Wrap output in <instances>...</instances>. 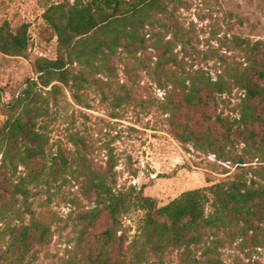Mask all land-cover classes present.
I'll return each instance as SVG.
<instances>
[{"label": "trees", "instance_id": "1", "mask_svg": "<svg viewBox=\"0 0 264 264\" xmlns=\"http://www.w3.org/2000/svg\"><path fill=\"white\" fill-rule=\"evenodd\" d=\"M169 1L62 0L51 3L42 13L56 39L55 57L33 61L37 77L28 78L12 96L8 102L11 114L0 125V264H40L34 250L48 242L51 227L32 207V199L42 191L48 198L59 193L69 178L79 183L86 197L95 193L96 205L81 216L77 233L81 234L102 210L109 218L104 241L93 258L86 257V264H163L167 254L180 249L179 264H225L221 248L237 243L257 251L264 244V165H245L254 159L263 162L264 156V41L240 39L241 60L230 62L219 57L221 71L214 80L199 73L184 77L172 73L170 41L163 43L164 51L156 56L160 73L156 65L150 70L158 88L162 87V74L171 85L175 81L182 92L177 104L168 99L164 106L176 140L206 157L213 155L217 170V161L235 166L231 178L183 191L158 205L143 193V186L117 187L114 172L107 175L93 170L81 134L68 131L66 143L51 141L49 125L55 119L51 107L57 104L59 84L83 103L81 90L93 83L96 75L110 79L115 57L120 53L135 55L142 50L145 35L152 34L156 26L164 27L161 16L167 13ZM27 28L23 23L12 29L4 21L0 25V52L27 57ZM158 43L159 38L151 47L159 48ZM138 66L147 68L143 62ZM108 91L116 107L134 99L124 85L115 89L110 85ZM203 91L210 92L216 105L223 104L225 98H235L232 110L238 117L215 118L223 127L220 136L209 129L195 130L189 117L181 120L184 107L196 111L203 104ZM236 126L242 127L239 133L244 136L234 143L231 132ZM40 160H46L41 169L37 167ZM225 172L228 169L222 167ZM132 210L142 211V215L135 234L129 237L122 217Z\"/></svg>", "mask_w": 264, "mask_h": 264}, {"label": "rangeland", "instance_id": "2", "mask_svg": "<svg viewBox=\"0 0 264 264\" xmlns=\"http://www.w3.org/2000/svg\"><path fill=\"white\" fill-rule=\"evenodd\" d=\"M60 1L0 0V25L7 21L14 29L26 23L30 37L27 57L0 52V125L11 114L8 102L12 96L24 87L28 78L37 77L33 61L38 57H55L56 39L50 35L42 13L51 3ZM161 18L164 27L156 26L152 34L145 35L141 51L130 57L120 53L111 61L113 75L110 79L96 75L93 83L81 90L83 103H78L68 89L59 84L57 104L51 107L55 119L49 125L51 141L66 143L68 131L81 134L87 142V159L93 170L107 175L114 172L117 187L143 186V193L154 198L158 205L168 203L183 191L231 178L236 167L217 161V170L212 164L213 155L206 157L189 144L185 145L187 150L176 140L164 106L168 99L177 104L182 92L177 90L179 86L175 81L171 85L162 74V87L158 88L155 75L150 72L158 60L157 54L164 51L163 43L170 41L168 54L172 73H181L182 77L199 73L216 79L222 66L219 57L230 62L241 60L240 39L264 41V0H172ZM157 38L159 48L154 49L151 43ZM140 62L146 63L149 71L138 66ZM156 69L160 73L161 66L156 65ZM110 85L114 89L127 86L134 99L116 107L108 91ZM202 94L203 104L196 111L184 107L181 120L189 117L195 130L209 129L220 136L223 127L215 118L217 115L238 117L232 110L231 102L235 98L231 101L225 98L223 104L216 105L210 92ZM241 128L236 126L237 131L231 132L234 143L244 136L239 133ZM54 152L55 145L51 156ZM44 163L46 160H40L37 167L41 169ZM261 164L264 165V156L263 162L254 159L245 165ZM222 167L228 172L222 173ZM32 200V207L51 227L48 242L34 250L40 264L66 261L86 264L87 256L96 255L109 225L107 211L102 210L81 234L77 233L81 216L96 205L94 192L90 198L86 197L79 183L69 178L59 193H51L48 198L42 191ZM141 215L142 211L132 210L122 217L129 237L135 234ZM256 250L235 243L221 248L220 257L225 264H253L255 261L264 264V244ZM182 254V249L170 252L163 264H179Z\"/></svg>", "mask_w": 264, "mask_h": 264}]
</instances>
